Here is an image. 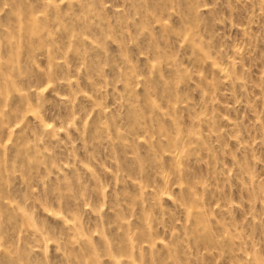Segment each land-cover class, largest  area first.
Listing matches in <instances>:
<instances>
[{
    "label": "rangeland",
    "instance_id": "1",
    "mask_svg": "<svg viewBox=\"0 0 264 264\" xmlns=\"http://www.w3.org/2000/svg\"><path fill=\"white\" fill-rule=\"evenodd\" d=\"M0 264H264V0H0Z\"/></svg>",
    "mask_w": 264,
    "mask_h": 264
}]
</instances>
